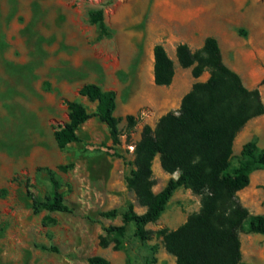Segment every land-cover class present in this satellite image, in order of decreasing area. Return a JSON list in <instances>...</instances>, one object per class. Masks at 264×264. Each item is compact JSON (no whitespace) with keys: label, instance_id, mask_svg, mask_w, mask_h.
Masks as SVG:
<instances>
[{"label":"rangeland","instance_id":"obj_1","mask_svg":"<svg viewBox=\"0 0 264 264\" xmlns=\"http://www.w3.org/2000/svg\"><path fill=\"white\" fill-rule=\"evenodd\" d=\"M152 1L0 0V264H88L92 256L111 264H175L158 231L174 230L198 212L199 196L178 188L158 220L145 226L150 240L137 239L134 225L122 221L129 208L135 214L146 210L126 184L134 169V145L144 126L155 129L162 116L177 112L183 96L173 85L160 88L153 82L150 47L161 37L149 28ZM211 1L215 13L224 10L221 18H241L246 25L238 27L237 58L226 48V63L237 68L248 90H258L262 102L264 19H244L237 0ZM243 6L254 7L252 1ZM97 9L103 11L104 38L89 23V12ZM255 9L264 13V0ZM187 73L189 92L194 83ZM89 82L116 90L113 115L120 142L113 144L106 126L92 117L78 129V142L59 149L53 131L67 122L64 101L95 112L96 103L77 95ZM123 107L128 112H120ZM127 115L136 120L132 129ZM235 139L232 166L244 143L264 149V116L248 120ZM151 171L153 193L177 177L162 170L158 155ZM48 172L59 182L69 213L44 209L51 198ZM249 182L235 201L249 214L264 215V169L256 167ZM34 199L40 207L36 214ZM111 211L114 216H103ZM120 226L123 236L106 231ZM245 227L238 232L241 261L264 264V236L248 234Z\"/></svg>","mask_w":264,"mask_h":264},{"label":"trees","instance_id":"obj_2","mask_svg":"<svg viewBox=\"0 0 264 264\" xmlns=\"http://www.w3.org/2000/svg\"><path fill=\"white\" fill-rule=\"evenodd\" d=\"M88 17L90 24L97 25L99 38L106 37L103 11H90ZM176 57L182 68H191L193 78H198L205 69L209 77L205 82H195L182 97L178 111L162 116L155 129L143 127L133 148L134 169L126 178V184L146 210L143 214H135L129 208L122 215V221L134 225L133 234L137 239L150 240L151 233L145 226L158 220L178 188L190 189L200 197V209L178 228L158 231L166 253L174 257L175 264H247L241 261L238 232L246 224L248 234L264 236V215L249 214L235 201V195L248 186L249 175L256 167L264 169V149L258 150L252 141L244 143L232 166V146L235 136L248 120L264 113V106L258 90H248L239 75L224 64L214 38H206L202 49L194 53L180 44L176 48ZM173 76L172 60L162 45H155L154 84L169 86ZM78 94L97 103L95 112L89 113L77 101H64L68 121L53 131L57 147L64 149L78 142V129L92 117L105 124L111 142L118 144L121 134L119 121L113 115L115 92L103 91L96 84H84ZM125 120L129 129L136 124L131 115ZM157 155L162 170L168 174L177 173V177L170 178L162 190L153 193L151 166ZM48 173L51 198L43 205L44 209L69 213L59 182L51 172ZM32 210L35 214L40 210L35 199ZM114 215V211L103 214L105 217ZM106 231L123 236L124 227H110ZM87 262L111 264L101 256H92Z\"/></svg>","mask_w":264,"mask_h":264},{"label":"crops","instance_id":"obj_3","mask_svg":"<svg viewBox=\"0 0 264 264\" xmlns=\"http://www.w3.org/2000/svg\"><path fill=\"white\" fill-rule=\"evenodd\" d=\"M237 1L241 6L240 12L242 13L241 15L244 19L246 16H252L254 19L256 15L259 18L264 19L263 11H260V9H255V4L258 2V0H237ZM248 1H252V5L254 6L253 8L252 7L249 9L244 8L243 5H245ZM221 14H224V10H217L215 13L214 5L211 0H153L151 2V16H150L151 18L149 21L150 22L149 28L153 32L157 30L158 36L161 37L159 43H155L150 47V54L152 56V61H153V48L155 45L160 44L163 46L168 57L173 62L174 76L171 84L166 87H171L173 85L175 87V92L177 94L183 93V96L188 92L187 90L188 82L186 75L188 74L187 72L191 73V69L190 68L184 69L179 65L176 57V48L178 45L184 44L189 48L191 52L194 53L202 49L204 42L208 37H212L217 41L224 64L229 69L239 74V71L235 66H231L226 63L225 49L227 48L229 50H233L234 52L233 55L235 56V58H237L238 53L234 47L239 41L238 27L245 24H243L242 22L243 20H241V18H237V17L221 18L220 16ZM155 19H157L156 24H155ZM240 54L243 55L242 52H240ZM152 69H153V65H152ZM208 77H209L208 71H204L198 78H193V83L205 82L208 79ZM86 84H96V83L89 82ZM96 85H98L103 91H114L116 94V90L113 87H108V86L102 87L99 84ZM80 87L77 89L78 96H79L78 90L80 89ZM164 87L165 86H162L160 88H164ZM81 98L87 100V98L85 97H81ZM66 101H73V100H66ZM116 101H117V94L115 98V110L113 112L114 115L118 111ZM90 103H96V102H90ZM262 104L264 106V95H262ZM128 110L129 107H123L119 109L120 112L121 111L128 112ZM261 116H264V114ZM67 121H68V115H67ZM236 146L238 147V143L235 139L233 141L232 150H234Z\"/></svg>","mask_w":264,"mask_h":264}]
</instances>
